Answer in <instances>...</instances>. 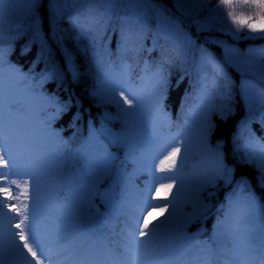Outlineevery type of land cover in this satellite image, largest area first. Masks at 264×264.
<instances>
[{
    "label": "snow or ice",
    "instance_id": "6c2138e0",
    "mask_svg": "<svg viewBox=\"0 0 264 264\" xmlns=\"http://www.w3.org/2000/svg\"><path fill=\"white\" fill-rule=\"evenodd\" d=\"M18 2L24 4L28 27L33 31L34 40L40 44V53L35 63L44 59L46 69L40 74L39 80H35L34 77L23 73L19 68L8 64L10 76L6 81V53L4 48L0 46V169H8L10 164L15 162L13 146L21 140L22 130L31 119L27 112L28 101L39 99L45 108H54L55 111L52 115L41 120L47 136L53 141L52 148L43 157L41 164L45 170L67 182L70 196L67 198V217L63 231L52 241V245L67 253L65 259L69 260V264H85L84 261L72 259L76 249L71 241L75 236H80L90 242L96 239L95 236L85 233L79 227L85 209H95V212L99 213V209L92 204L89 193L103 179L114 176L112 192L113 195H116L115 189L125 175L124 164L132 156L131 149L135 128L133 122L139 120L142 114L147 115L150 123L154 120L157 123L163 122V117L166 116L162 109L166 92L164 85L167 83L164 65L177 60L180 66L186 64L189 57L192 56L194 41L187 33L183 32L177 20L164 15L163 6L158 7L153 4L152 0H62V3H50L49 10L52 21L50 23V39L52 44L59 48L73 83L78 82L80 78L76 64L77 53L87 51L81 47L79 41L90 36L98 26L103 25L101 30L106 31L110 21L115 24L113 30L118 28L119 31L117 57L120 60L121 74L127 76L129 66L126 57L134 56L143 50L142 41L146 33L151 30L149 21L152 17L148 15V12L154 10L156 13L153 48L148 49V51L159 49L161 60L155 66L146 62L143 69L144 76L141 79L143 82L144 79L158 78L161 83L160 90L154 98H149L147 103H145L143 96L136 92H130L132 99L124 97L123 101L128 104V109H123L121 105L126 125L125 130L114 133L103 126L100 130L91 128L89 137L78 148L73 149L67 141L60 138L58 131H54L50 127L52 120L58 119L69 110L71 100L61 103L55 96H45L38 91L53 79L58 81L59 87L65 78L64 72L59 71L58 65L51 59L52 45L45 38L41 20L37 15V10L41 7V0H18ZM205 2L206 0H174V7L181 12L182 16L195 17L197 10H189L187 5ZM3 3L4 0H0V5ZM219 4L223 6L220 10L226 9L227 18H230L231 24L237 27V30L233 31L231 25L229 26V34L234 38H239V30L247 29L245 38L264 39V0H219ZM245 7L255 9V15H245L243 12L236 13L237 8ZM63 11L72 12L69 23L77 31L75 48L65 42L66 36L61 35L63 30L59 27L58 21ZM191 23L195 24L197 32L217 30L213 18L192 19ZM249 33H260L261 35L253 36ZM161 39L165 43L169 40H178L179 51L171 57L166 56L167 49L165 44L159 42ZM211 43L218 44L223 48L224 63L221 64L216 61L215 57L209 54L206 49L200 48L199 64L202 72L198 83L201 87L199 92L194 90L196 98H199L206 90L209 73L214 79L222 78L227 82L228 76L225 66L237 67L242 72L247 71L246 68L241 67V62L234 49L220 40H211ZM89 47L97 67L101 66L103 59L111 55L106 44L103 46V53L98 52L94 39L90 40ZM258 79L264 87V72L260 73ZM244 94L248 99L247 108L250 113L257 107L262 109L260 122L264 125V94L258 98H253L247 89ZM121 96H123V92H121ZM228 97H230V93L227 91L226 83L224 98L228 99ZM133 101H135V108ZM230 112L231 108L225 105V111L221 112V119L226 120L227 114ZM78 118L79 113L73 117L74 120ZM211 128L212 125L206 112L201 130L203 146L206 149L209 148L208 135ZM112 146L128 149L124 161H121L114 152L109 150ZM182 147L183 155H180ZM222 147V143L218 141L214 149H209L211 152L210 160L201 156L194 165V172H190L187 176L177 175V168L182 170L189 164L190 155L194 154L189 150L187 138H181L180 146L175 147L161 161L160 171L172 173V175L153 177L154 182L156 180L172 181V183L161 184L159 188L154 189L156 198L168 201V203L162 206L149 203L142 209V213L135 217L132 224V239L136 244L146 243L144 240H137L136 233L139 234V237H148L152 241L165 240L169 248H174L179 241L182 244V259L179 260V264H213L214 260H222L223 264H264V203L257 197L250 180L246 177L237 180L232 190L225 194L224 199H219L220 183L222 182L225 188L233 185L235 172V167H229L225 162ZM235 150L237 152L243 151V156L237 159V163L254 167L258 173L257 185L264 190V145L254 146L249 141L244 145H237ZM0 179L6 181L8 172L0 171ZM177 181H179V187H176ZM11 183L19 187L17 181L13 180ZM24 184L27 185L28 181H24ZM174 188L175 195L170 198L167 193H171ZM0 193H3L7 199H18V197H13L7 187L0 186ZM161 193H165V195H161ZM201 193L207 194V203L202 199ZM214 197L216 198L215 202L212 199ZM148 199L151 201L152 197L149 196ZM4 203V200H0V206ZM188 204L192 206L191 213L183 211L184 206ZM169 206H171L172 211L169 212L168 217L150 228L147 220L149 210L154 207H162L163 210H167ZM10 208L16 212L18 217L23 216L20 223L16 225L17 228L21 229L16 235L21 241H24L22 248L27 249L33 260H36L37 252L31 246L35 245L40 250V255L47 259L36 226L26 225L28 220L27 206H24L23 211L16 207L10 206ZM213 215L216 217V223L212 235L208 239L202 240L200 238L206 232L204 222ZM141 220L143 221V230L140 227ZM192 224H199L200 227L195 233L188 235L184 230ZM22 226L28 227L31 244ZM164 251L161 248L157 252V248L154 246L150 251L137 255L134 264H152V257L163 255ZM0 264H4L2 258H0ZM36 264H40V262L36 260Z\"/></svg>",
    "mask_w": 264,
    "mask_h": 264
},
{
    "label": "trees",
    "instance_id": "16d2710c",
    "mask_svg": "<svg viewBox=\"0 0 264 264\" xmlns=\"http://www.w3.org/2000/svg\"><path fill=\"white\" fill-rule=\"evenodd\" d=\"M62 3V0H41V7L38 12L41 20L42 31L45 38L48 39L49 44L52 45V52L56 60L65 66L63 58L60 55L59 48L52 44L50 39V23L51 12L49 10L50 3ZM153 4L158 7L163 3L166 10L163 8L165 16H169L174 20H177L180 24V28L184 33L190 36L194 41V47L192 48V56L189 57L186 64L180 66L179 61H171L164 65L165 73L167 74V83L164 85L166 92L163 100V113L166 114L163 117V122L154 127L149 122L146 114H142L140 119L134 121L135 128L137 130H143L150 132L151 130H157V136L154 138V142L159 141V137L173 133H186L191 134L198 132L203 128L204 114L208 113V120L211 122L212 128L209 133V139L212 144H216L218 141L223 145V153L225 162L229 167H235L233 174V185L225 188L220 183V190L218 193L219 199L223 200L227 192L232 190L235 182L241 177H246L250 180L252 188L260 199L264 203V190L257 185V171L254 167L241 165L237 163V159L243 156V151L237 152V145H244L251 141L254 146L264 145V125L260 122V114L262 109L257 107L251 113L247 108L248 99L245 96V90L249 92L253 98H258L261 94H264V87L258 77L261 72H264V39H247L245 33L247 29L239 30V38H234L229 34V26L232 30L236 31L237 27L231 24V19L227 18V10H220L223 6L219 4V0H206L202 4H188L189 10H197L195 17L182 16L181 12L174 7V0H152ZM255 9L250 8H237L236 13L243 12L245 15H255ZM171 12V13H170ZM176 13L182 16L186 21H182L172 14ZM148 15L152 17L149 21L151 30L146 33L145 38L142 41L143 50L139 51L136 55H129L126 57L128 64V74L124 76L120 70V60L117 57V45L119 41V31L113 30L115 27L114 22H108L107 30L102 31L103 25L98 26L90 36L80 40L79 43L82 48L87 51L77 53L76 64L78 71L80 72V78L78 82L73 83L70 73L66 69V83L59 89V95L63 103L71 100V106L69 110L62 114L55 120V127L60 133V138L69 143V146L73 149L78 148L83 141L89 137L90 129L95 128L100 130L101 127L108 125L110 131L122 132L125 130V122L118 120L116 111L111 105L99 104V102L92 97L91 89L95 81L102 78H110L114 76L117 83V88L127 95L124 90L126 83L132 85H142V77L144 76L143 69L145 63L155 66L161 60V52L159 49L151 52L148 49L153 48V34L156 27V13L154 10H149ZM72 16L71 11H63L61 18L59 19V27L63 30L61 35L67 37L66 43L73 48L76 46L77 31L72 28L69 23V19ZM206 18L214 19V31L211 32H197L195 24L191 23L192 19L204 20ZM253 36H260V33H249ZM96 43V49L98 52L103 53V46L106 44L108 52L111 55L102 60L101 66L97 65L93 61L92 50L89 47L90 40ZM211 40L223 41L228 47L234 49L237 53L238 59L241 62V67L246 68V72L238 70L237 67L225 66L227 72L228 81L225 82L221 79H214L212 74H208V84L203 94L196 98L194 96V90L199 92L200 84L198 83L199 76L202 69L199 64L200 48L203 47L209 54L215 57L216 61L221 64L224 63V50L220 45L211 43ZM161 44H165L167 49L166 56L171 57L175 52H178L177 47L178 40H169L167 43L163 39L159 41ZM23 52H19V45L17 42L13 44L14 54L20 58V65L24 69L38 67L40 61L35 63L38 58V51L35 45H26ZM110 65V66H109ZM66 67V66H65ZM128 77V80H127ZM183 77V79H181ZM153 85H159L161 87L160 80L158 78L149 79ZM227 83V91L230 93L228 99L224 98L225 87ZM132 99V97H130ZM135 107V101H133ZM199 105V107H196ZM225 105L231 108V112L227 114V119H221V112L225 111ZM79 113L78 119L73 117ZM104 114H109L115 117V122H108L104 118ZM103 139V137H101ZM145 146H138L136 150L144 149ZM110 151H113L121 161L125 160L124 148L110 147ZM205 154H198L189 157V164L183 168L185 174L192 172L191 166L193 163L204 156ZM67 171V170H66ZM125 175H128L131 179L135 180L137 184L146 189L152 191L153 180L147 175H143L137 172L127 160L124 164ZM124 175V176H125ZM123 176V177H124ZM115 177H108L103 179L98 185L95 195L91 199L95 208L99 209L102 213L110 217L115 204L121 202L119 197L118 186L115 189L116 195H113L112 185ZM61 187L57 193L58 200H62L69 194V189L66 181H62ZM210 191L212 189H209ZM204 202H208L207 194L201 193ZM215 202V197L212 198ZM133 207L132 204H123V207ZM216 217L210 216L205 222L206 228L205 234L200 238L202 240L208 239L212 235L215 227ZM200 227L199 224H192L184 231L191 235L197 231Z\"/></svg>",
    "mask_w": 264,
    "mask_h": 264
},
{
    "label": "rangeland",
    "instance_id": "374dc122",
    "mask_svg": "<svg viewBox=\"0 0 264 264\" xmlns=\"http://www.w3.org/2000/svg\"><path fill=\"white\" fill-rule=\"evenodd\" d=\"M37 15L39 12L37 10ZM40 18V16H39ZM0 46L5 50V67L11 64L19 68L23 73L39 79L40 74L45 71L46 64L44 59H40L38 67L24 69L20 65V58L14 54L13 44L15 42L19 45V52L25 50L26 45H35L40 53V44L34 40L33 31L28 27L26 18V8L23 3L18 0H4L0 5ZM51 59L58 65V69L64 72L65 78L62 84L58 87L56 79L50 80L42 89L50 96H55L61 103H63L59 89L66 83V67L60 64L53 52ZM8 68V67H7ZM128 80V77H127ZM124 90L129 95L123 94L117 88V83L114 76L110 78H102L95 81L91 89V95L99 104L111 105L116 111L118 120L124 122V113L121 110L128 109V104L124 103V97L131 99L130 92L145 98L147 103L149 98H154L160 90V86L153 85L149 79H145L142 85H132L126 83ZM93 93H96L95 95ZM119 101V103H117ZM134 107V105H133ZM37 108V107H36ZM135 108V107H134ZM33 109L32 114L36 113ZM55 109L51 108L48 116L54 113ZM105 120L108 122H115V117L109 114H104ZM54 120L51 122V129L55 130ZM154 127L158 126L155 120L152 122ZM110 130L108 125L104 126ZM201 130L195 133H173L159 137L158 142H154L157 136V130L145 132L143 130L134 129V138L132 143V156L128 159L133 168L137 172L147 175L153 180V177H162L172 175V173L161 172V161L170 153L175 147L180 146L181 138H187L188 147L191 156L198 154H205L204 157L211 159V152L209 149H214L216 144H212L208 136V146L206 149L203 146L201 138ZM114 133H119L112 131ZM53 146V141L49 138L41 124L40 120L33 117L28 121L27 125L22 130V138L13 146L14 163L10 164L8 169H0V171L8 172V179L6 181L0 179V186L9 188L13 197L18 199H7L3 193H0V200L5 203L0 206V258L6 264H36V260L40 264H69V260L65 259L66 252L61 251L58 247L52 245V241L63 231L64 224L67 217V198L70 193L60 201H57L56 196L61 187V180L51 172L45 170L41 164L43 157L50 151ZM138 146H145L144 149L136 151ZM223 151V148H222ZM113 152V151H112ZM128 152L124 148V154ZM180 155H183V147ZM179 159V156H178ZM200 160H196L191 166L192 172L195 171L194 165ZM177 175H185L183 169L177 168ZM17 181L19 187L12 184L11 181ZM24 181H28L25 185ZM172 183L171 180H156L153 181L152 191H147L140 187L137 182L125 175L121 183L118 185L119 197L123 204H132L133 207L123 208L121 202L116 203L114 210L110 213V217L99 211L97 214L95 209H85L79 227L87 234L95 236V240L88 241L80 236L73 237L71 243L76 251L72 259L84 261L85 264H134V259L137 255L143 252L150 251L154 246L157 252L161 248L165 251L163 255H154L152 257V264H179L182 259V244L177 241L174 248H169L165 240L152 241L148 237H139L136 233L137 240H144V244H136L132 239V224L135 217L142 213V209L149 203L154 205H164L168 201L157 199L154 189L159 188L161 184ZM100 182L90 191L91 199L95 195L96 189ZM176 187H179V181L176 182ZM165 195V193H161ZM171 198L175 195V188L171 193H167ZM152 199L149 201L148 197ZM27 206L28 220L26 225H35L39 238L44 245V251L47 259L40 255V250L35 246L33 250L37 252L36 260H33L31 253L27 249H23L24 241L19 239L16 235L21 231L16 225L20 223L23 216H17L16 212L12 211L11 207L20 208L22 211L24 206ZM53 210V211H52ZM190 204L185 205L183 211L185 213L192 212ZM163 211V214H161ZM171 206L167 210L162 207H154L147 213V220L149 227L159 223L168 217L171 212ZM25 235L29 238L31 244L30 232L27 226H22ZM141 230H143V221H140ZM23 253V254H22ZM213 264H223V261H213Z\"/></svg>",
    "mask_w": 264,
    "mask_h": 264
},
{
    "label": "bare ground",
    "instance_id": "6f19581e",
    "mask_svg": "<svg viewBox=\"0 0 264 264\" xmlns=\"http://www.w3.org/2000/svg\"><path fill=\"white\" fill-rule=\"evenodd\" d=\"M9 76H10V74L8 72V68L5 67V80L6 81L8 80ZM34 79L39 80L36 78H34ZM38 91L42 92L45 96L51 97L49 94H47L46 92H44L42 90H38ZM33 109L37 110L35 114H32ZM50 111H51V107L45 108L43 102L39 99H33V100L28 101L27 112L30 114L31 117H33L37 120L41 121L43 118H45L46 116L49 115ZM4 264H6V263H4Z\"/></svg>",
    "mask_w": 264,
    "mask_h": 264
}]
</instances>
